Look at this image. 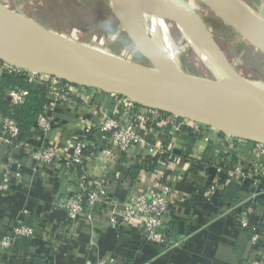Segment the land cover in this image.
<instances>
[{"label": "crops", "instance_id": "1", "mask_svg": "<svg viewBox=\"0 0 264 264\" xmlns=\"http://www.w3.org/2000/svg\"><path fill=\"white\" fill-rule=\"evenodd\" d=\"M253 1V9L264 7V0ZM68 92L69 100L61 101L49 90L44 106L51 123L47 133L33 129L19 139L18 147L0 148V169L7 160L22 164L10 191L0 193V239L17 223L32 226L37 235L35 240H19L11 253L0 247V264L9 258L17 264H95L99 256L114 257L118 264H246L252 257H264V154L254 151V142L186 121L176 126L167 114L147 135L145 147L118 152L112 161L101 152L109 146L107 133L92 129L91 136L85 135L82 163L65 168L75 137L98 121L97 107L123 116L116 95L78 86ZM50 145L59 148L55 164L28 159L29 149ZM162 149L172 156L165 163ZM218 167L223 168L219 176ZM234 167L251 176H229L226 172ZM98 177L106 178L110 198L89 209L91 222L80 216L68 223L59 200ZM217 178L216 193L205 199L203 190ZM159 179L172 187L174 216L164 228L168 244L152 246L143 242L138 228L125 222L114 225L109 219L132 195L152 189ZM231 182L239 191L228 200L220 192ZM252 232L258 235L255 242L250 240Z\"/></svg>", "mask_w": 264, "mask_h": 264}, {"label": "built area", "instance_id": "2", "mask_svg": "<svg viewBox=\"0 0 264 264\" xmlns=\"http://www.w3.org/2000/svg\"><path fill=\"white\" fill-rule=\"evenodd\" d=\"M3 73H24L28 81H49L44 74L34 73L11 66L0 60V75ZM49 90L52 91L54 97L61 101H67L70 98V93L67 89H63L60 85V80L50 78ZM6 97L13 104L21 103L27 95V90L19 87H9L6 92ZM117 96V95H116ZM123 109V116L116 117L110 115L108 110L103 107H97L98 121L96 123L90 122L86 125L83 132L75 137V142L72 147L71 156L68 161L64 162L65 168L70 166L80 165L83 161V149L85 146V135L90 133L92 129H98L101 132L107 133L108 147L102 148L101 152L104 154L107 161H112L116 158L118 152H125L133 147H145L147 144V135L153 129L154 125L159 120L167 115L163 111L156 109L137 106L126 97L118 96ZM170 123L176 126L184 125L185 120L180 122L174 115L168 114ZM51 127L50 118L43 110L36 118V131L47 133ZM19 127L13 119L0 117V148L14 149L18 147L19 143ZM254 151L264 154V144L255 143ZM59 148L56 145H50L38 149H29L27 157L34 163L52 165L58 160ZM160 155H165L166 152L162 149L159 151ZM172 159L171 155L166 154L162 160L169 161ZM22 170L21 163H11L6 161L1 165L0 169V193L9 192L12 188L13 181L16 179ZM217 175H222L223 168H216ZM229 176L235 179H244L250 177L251 174L244 171L240 167H234L226 172ZM219 179L215 180L207 186L202 196L205 199L212 197L218 187ZM172 187L162 179L154 182L153 188L146 191H140L132 195L126 202L122 203V207L117 214L110 217L109 222L117 225L119 222H125L138 228L142 235L143 241L152 246H163L168 244V237L164 232V228L172 211L170 209V196ZM110 198V192L106 184L105 177H98L82 184L79 189H76L71 194L65 196L58 202V207L64 211L68 223H72L78 217H85L88 222L92 220L90 213L98 202L107 201ZM251 212V209H248ZM116 213V212H115ZM174 216L173 214L171 215ZM243 227L247 226V220H241ZM36 236L35 230L32 226L17 223L10 231L2 235L0 239V247L5 251L11 253L16 240L18 238L34 239ZM258 235L251 233L250 240L257 241ZM10 255V254H9ZM2 264H17L11 258ZM95 264H118L116 259L111 256H99ZM246 264H264L263 255L255 256L249 259Z\"/></svg>", "mask_w": 264, "mask_h": 264}, {"label": "water", "instance_id": "3", "mask_svg": "<svg viewBox=\"0 0 264 264\" xmlns=\"http://www.w3.org/2000/svg\"><path fill=\"white\" fill-rule=\"evenodd\" d=\"M203 1L214 15L231 26L246 42L264 54V39L227 2L223 0ZM182 10L198 43L203 46L204 36L198 31L185 9ZM256 11L264 18V7ZM112 13L130 31L127 24L113 11ZM5 27L28 33L38 50L39 58L36 59L26 54L5 32ZM142 48L143 52L156 65V68L167 72L168 68L164 65L160 54L145 46ZM0 60L19 69L41 73L71 85L96 89L110 95L123 96L139 106L198 122L219 132H225L231 137L264 144V140L258 138L230 135L225 128L216 122L197 119L193 114L195 110L224 103H235L245 107L244 115L246 117L264 125V93L261 91L237 82H225L219 78L188 79L181 83L164 84L94 74L82 68L76 60L63 56L54 45L50 31L44 26L7 8H0ZM129 64L133 65L134 63Z\"/></svg>", "mask_w": 264, "mask_h": 264}, {"label": "bare ground", "instance_id": "4", "mask_svg": "<svg viewBox=\"0 0 264 264\" xmlns=\"http://www.w3.org/2000/svg\"><path fill=\"white\" fill-rule=\"evenodd\" d=\"M160 1L164 4L163 8V5L159 4L157 0H106L109 7L143 39L142 41L136 36L142 47L145 46L160 54L164 65L168 68L167 72L158 68L156 71H152L141 65H130L129 62H127V66H124L123 62L111 58V55L89 48H82L84 49L82 51L88 54L85 55L52 34H50V37L63 56L76 60L82 68L94 74L174 84L188 79H198L193 76L200 75L202 66H209L214 74L212 79L219 78L225 82H237L264 93V78L256 79L253 78L254 76L246 78L230 71L226 66L222 51L215 45L205 44L204 47H197L202 52L204 62H200L198 59L192 62L188 57L191 46L187 41V36L182 35L181 41L179 43L174 41V46H172L169 42L170 37L167 26L170 33L172 26L178 28L179 31L186 32L181 25L182 22H185L177 0ZM223 1L227 2L249 22L264 39V18L260 16L259 12L244 4L241 0ZM4 5L3 1L0 0V8H5ZM166 14L173 19L174 25L167 23ZM130 27L129 29L132 31ZM4 30L26 54L36 59L39 58L38 50L28 33L14 28L5 27ZM245 111V107L241 104L224 103L195 110L193 114L197 119L216 122L225 128L230 135L264 140V125L246 117L244 115Z\"/></svg>", "mask_w": 264, "mask_h": 264}, {"label": "rangeland", "instance_id": "5", "mask_svg": "<svg viewBox=\"0 0 264 264\" xmlns=\"http://www.w3.org/2000/svg\"><path fill=\"white\" fill-rule=\"evenodd\" d=\"M2 1L5 4V8L21 13L38 22L50 31V34L85 55L88 54L82 50L89 48L111 55V58L123 62L124 66H127V62H129L137 64V66L141 65L152 71L157 70L156 65L143 52L142 45L137 40L136 36L138 35L136 32L125 21L132 31L130 32L122 25L121 21L112 13L113 10L109 7L106 0ZM241 1L255 8L256 1ZM157 2L163 5L162 8L164 7L163 2L160 0H157ZM177 2L185 22H182L181 25L186 32L179 31L178 28L172 26L170 33L166 25L170 37L169 42L172 46H174V41L176 43L181 41L182 35L187 36V41L191 46L188 57L192 62L196 59L204 62L202 52L197 47L213 44L224 54L226 66L230 71H234L236 75L246 78L253 76L256 79L264 78V54L246 42L231 26L214 15L203 0H177ZM182 9H185L198 31L204 36L203 46L198 43ZM165 17L167 23L174 25L173 19L168 14ZM138 37L143 41L140 36ZM86 52L89 53L88 51ZM210 69L212 68L209 66H202L200 75L193 77L212 79L214 74ZM43 76L48 77L46 75ZM48 78L51 80V77ZM182 119H185L187 123L208 127L186 118ZM211 129L216 131L213 128ZM223 134L227 135L225 132Z\"/></svg>", "mask_w": 264, "mask_h": 264}, {"label": "trees", "instance_id": "6", "mask_svg": "<svg viewBox=\"0 0 264 264\" xmlns=\"http://www.w3.org/2000/svg\"><path fill=\"white\" fill-rule=\"evenodd\" d=\"M49 81H28L24 73H3L0 75V115L5 118L13 119L14 121H16L19 127V139L27 137L34 132L33 129H35L36 127V118L38 114L43 112L44 106L48 102L47 94L49 92ZM60 85L63 89L75 86L68 84L65 81H60ZM9 87H19L26 89L27 95L25 96V99L18 104L11 103V101L8 100L5 94L6 90ZM91 134L93 133L91 132L90 136ZM165 155H161L160 158H165ZM153 160L155 162L157 161L154 158ZM150 162L152 163V159H150ZM238 191L239 186L236 183L231 182L221 189L220 194L223 198L231 200L236 196ZM35 239H37V235L34 239L18 238L16 240V243L19 240L31 241Z\"/></svg>", "mask_w": 264, "mask_h": 264}]
</instances>
